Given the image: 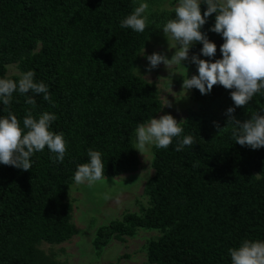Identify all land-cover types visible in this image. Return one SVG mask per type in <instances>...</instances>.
I'll list each match as a JSON object with an SVG mask.
<instances>
[{
  "label": "trees",
  "instance_id": "16d2710c",
  "mask_svg": "<svg viewBox=\"0 0 264 264\" xmlns=\"http://www.w3.org/2000/svg\"><path fill=\"white\" fill-rule=\"evenodd\" d=\"M135 6L136 0H0V78L18 82L5 74V64L17 61L51 97L17 90L10 106L0 102V116L10 107L23 127L28 110L34 117L53 113L50 130L63 133L67 144L62 163L45 147L30 157L29 171L0 164V264H59L37 244L73 234L65 192L77 165L89 162V148L101 153L105 176L136 168L134 130L160 104L152 84L133 72L151 28L137 33L120 27ZM206 7L201 0L202 14ZM169 18H175L173 9L156 14L153 25ZM213 25L214 14L200 31L216 45L214 57L203 56L214 61L221 58L223 38L210 30ZM201 48L200 42L190 46L202 55ZM230 91L220 85L203 95L194 91L200 116L178 121L183 133L168 148L152 145L146 206L99 225L91 240L96 252L138 227L160 231L145 246L147 261L155 264H231L230 248L245 239L264 241V147L236 143L230 126L219 131L229 107L241 122L264 109V90L244 107L233 104ZM28 96L35 106L25 103ZM186 135L195 143L176 151Z\"/></svg>",
  "mask_w": 264,
  "mask_h": 264
},
{
  "label": "clouds",
  "instance_id": "9594fccd",
  "mask_svg": "<svg viewBox=\"0 0 264 264\" xmlns=\"http://www.w3.org/2000/svg\"><path fill=\"white\" fill-rule=\"evenodd\" d=\"M206 9L201 13V0H178L174 7L175 18H169L163 24V33L175 48L171 58L153 52L147 55L149 70L161 64L169 68L172 64L182 65L188 60L190 46L200 42L203 56L214 57L216 45L200 31L206 18L214 14V25L211 31L220 34L223 43L220 45L221 58L213 60L200 59L196 55L191 62L197 67V73L190 78L186 68L181 74L184 79L182 89L196 88L200 93H210L214 85L229 89L230 97L236 107H244L252 97L264 90V0H203ZM149 4L140 0L138 6L120 21L121 28H131L143 33L151 21L148 19ZM178 45V47H177ZM143 53V52H142ZM138 71V70H137ZM35 73L24 72L18 82L8 78H0V102L10 106L12 94L33 92L43 94L44 99L51 101L48 86L34 81ZM25 103L35 106V99L26 97ZM164 105L171 107L170 102ZM163 105V106H164ZM7 116H0V164L19 168L23 171L31 169L30 157L34 152H42L45 147L55 156V162L62 163L67 151L63 133L50 130V124L56 119L55 114L44 112L34 117L30 110L23 119V127L10 107ZM234 107L226 110V124L219 131L230 126L231 135L236 143L251 149L264 147V109L253 112L251 117L241 122L233 115ZM183 128L170 114L159 118H150L140 123L135 130L136 147L141 154L147 146L154 145L166 149L174 137H181ZM195 143L192 135L178 140L176 151ZM89 162L78 164L74 172L77 184L87 183L89 187L96 182L106 181L105 164L99 151L88 149ZM231 264H264V241L243 240L238 247L229 249Z\"/></svg>",
  "mask_w": 264,
  "mask_h": 264
},
{
  "label": "rangeland",
  "instance_id": "374dc122",
  "mask_svg": "<svg viewBox=\"0 0 264 264\" xmlns=\"http://www.w3.org/2000/svg\"><path fill=\"white\" fill-rule=\"evenodd\" d=\"M136 2L139 4L140 0ZM144 2L149 4L148 19L151 21L149 24L151 31L138 53L133 72L151 83L155 90L160 106L153 117L159 118L163 114H170L177 122L185 118H197L200 116L201 105L194 99V91L199 90L182 89L184 79L181 75L184 71L182 65L190 78L198 74L196 65L191 62V57L193 55L200 59L204 57L189 48V59L183 60L182 65L172 64L166 68L161 62L159 66L149 70L147 55L156 52L170 59L175 52V48L169 47L174 42L165 37L163 24L156 27L153 23H155L156 14L174 9L178 1L144 0ZM5 74L20 77L22 71L18 62L6 63ZM167 101L170 102L171 107L164 105ZM203 110L210 115L213 112L212 107L211 109L204 107ZM135 130L134 147H136ZM136 153L138 164L130 172L105 176L106 181L96 182L91 187L87 183L77 184L74 179L67 185L65 200L71 206L70 221L74 232L69 238L57 243L39 242L37 248L42 253L59 264H155L148 262L145 257L147 241L160 234V231L154 228L138 227L132 235H125L121 239L110 238L98 252L94 250L91 243L95 229L99 225L118 218L124 211L138 212L141 207L146 206L147 196L143 192V185L153 172L150 163L152 145L147 146L143 154L138 150Z\"/></svg>",
  "mask_w": 264,
  "mask_h": 264
}]
</instances>
